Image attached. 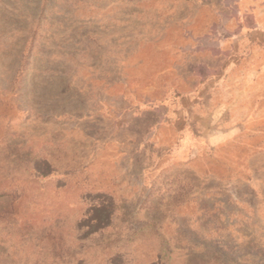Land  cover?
I'll return each mask as SVG.
<instances>
[{
	"label": "rangeland",
	"instance_id": "obj_1",
	"mask_svg": "<svg viewBox=\"0 0 264 264\" xmlns=\"http://www.w3.org/2000/svg\"><path fill=\"white\" fill-rule=\"evenodd\" d=\"M0 264H264V0H0Z\"/></svg>",
	"mask_w": 264,
	"mask_h": 264
}]
</instances>
